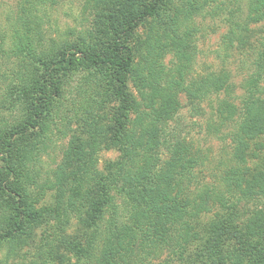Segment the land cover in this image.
I'll return each instance as SVG.
<instances>
[{"label": "trees", "instance_id": "trees-1", "mask_svg": "<svg viewBox=\"0 0 264 264\" xmlns=\"http://www.w3.org/2000/svg\"><path fill=\"white\" fill-rule=\"evenodd\" d=\"M65 1L21 0L0 33V255L264 264V0H85L91 28L52 34L49 12ZM207 20L226 27L227 60L247 58L240 106L221 99L237 88L229 71L196 72ZM182 94L208 101L229 158L166 132ZM112 150L119 157L100 170Z\"/></svg>", "mask_w": 264, "mask_h": 264}, {"label": "rangeland", "instance_id": "rangeland-1", "mask_svg": "<svg viewBox=\"0 0 264 264\" xmlns=\"http://www.w3.org/2000/svg\"><path fill=\"white\" fill-rule=\"evenodd\" d=\"M21 0H0V33L6 26L8 15L15 11ZM85 0H67L60 3L56 8L49 12L52 34L58 32L66 34V32H74L78 34L83 30L91 28L93 18L83 13ZM149 24V23H148ZM148 24L142 26L138 32V37L144 39L148 29ZM200 29L203 30L197 40L199 56L196 60V72L204 74L206 72L219 73L227 70L232 75V82L236 85L235 94L230 96H222L221 99H226L234 105L240 106L239 97L242 95L240 85L246 74L247 58L239 51H232L227 60L225 52L221 48V37L226 32V27L221 21L210 22L209 20L200 23ZM75 39V38H72ZM244 55V56H243ZM172 60L168 56L166 63L169 64ZM131 91L133 87L130 85ZM181 111L167 124V131L178 128L182 134L189 135L193 139L198 148L207 152L210 157L217 158L222 155L224 158H229L231 153V143L229 140L223 142L221 135L211 133L212 127H209V121L213 111L210 104L207 102L191 101L186 94L180 96ZM76 129V128H74ZM226 134V132H224ZM71 136L65 140L57 142L56 149L50 151V155L44 157L46 168L55 169L57 164L62 161V152L68 147ZM161 153L160 164L165 163L167 156ZM119 157L117 151H104L99 157V169L103 170L108 161H114ZM79 229V227H78ZM44 230V229H42ZM77 230L76 224L69 230V236L75 237L74 233ZM78 232V230H77ZM83 232L85 230L83 229ZM79 233V232H78ZM32 251H25L19 255V258L9 257L6 249L0 255V264H31ZM26 255V256H25ZM25 256V258H24ZM168 261V264H189L179 261L177 258L170 257L167 253L159 258L152 260L153 264H162Z\"/></svg>", "mask_w": 264, "mask_h": 264}]
</instances>
